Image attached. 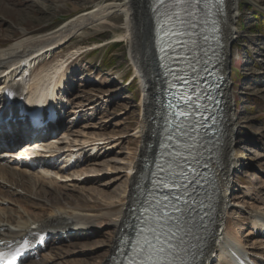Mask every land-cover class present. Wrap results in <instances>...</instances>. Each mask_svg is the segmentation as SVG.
Segmentation results:
<instances>
[{
  "label": "rangeland",
  "instance_id": "1",
  "mask_svg": "<svg viewBox=\"0 0 264 264\" xmlns=\"http://www.w3.org/2000/svg\"><path fill=\"white\" fill-rule=\"evenodd\" d=\"M56 1L0 0V48H7L25 30L32 34L52 30L77 12L93 6V3ZM114 16L120 18L88 24L58 43L49 51L48 59L37 67L40 70L58 60L68 61L63 84L57 88L66 117L40 143L46 145L35 144L33 150L44 149L47 158L56 157L62 165L71 168L72 179L63 178L65 181L57 185H70L69 192L74 197L84 196L81 203L87 201L95 212L106 210L108 204L117 209L121 206L125 191L131 188L128 178L133 172L131 168L141 160L139 155L144 145L138 132L143 113V85L129 55L127 40L116 37L115 29L124 28L126 17L121 12ZM236 26L237 36L230 45L226 76L234 99L230 110L233 109L239 123L236 149L240 161L226 180V183L231 180L230 205L224 222L231 236L241 239L257 259L264 261V231L257 229L253 221L255 213L264 212V0H239ZM75 50L81 55L71 62ZM24 136L22 141L31 138ZM89 234L82 236L77 232L72 238L63 236V241L57 244L52 237V247H60L65 264H104L112 253L107 252L110 235L115 234L106 221ZM116 239L117 236L115 242ZM66 250L72 252L65 253ZM217 255L219 252L211 264H220Z\"/></svg>",
  "mask_w": 264,
  "mask_h": 264
},
{
  "label": "bare ground",
  "instance_id": "2",
  "mask_svg": "<svg viewBox=\"0 0 264 264\" xmlns=\"http://www.w3.org/2000/svg\"><path fill=\"white\" fill-rule=\"evenodd\" d=\"M57 1L60 4H64L68 1L83 4L93 3V6L89 9L77 12L52 30L37 34H32L30 31L25 30L22 32V35L12 41L7 48H0V85L2 86L9 83L13 86H20L23 82L28 80L26 84L31 92L40 93L42 100H46L47 97L51 96L52 102L56 101L58 94L57 88L60 84H63V72L66 70L68 61L62 60V62H60V60H58L57 63L52 64L50 67L41 68L40 70H37V67L40 66L43 60L45 61L48 59L49 51L54 49L58 43L67 40L68 37L78 30L83 29L88 24L92 26L107 21L114 22V20L120 18V16H114V14L121 12V15L126 18L124 28L115 29L116 37L119 40H127L130 47L129 55L132 62H134L136 67L135 70L138 72L144 91L142 98V121L138 126V132L142 136L141 138L144 144H142L143 148L139 155L141 160L131 168L133 169V174L128 176L131 188L129 186V190L125 191V197L122 199L123 202L121 206L117 209L115 206L108 204L109 208L101 212H95L93 210L94 206L89 205L87 201L85 204L81 203L82 201L80 200L84 199V196L74 197L69 192V190H71L69 187L70 185L67 186L65 184L64 187L57 185V182L60 180L55 177V174H58L62 179H72V169L62 165L59 159L48 158L40 160V162L45 164L43 167H51L56 171V173L49 174V177H45L40 173H36L35 176L29 174L28 172L32 173L34 171L31 166L32 164L27 163L29 167H24L23 162L21 163L22 165L18 163L20 166H23L24 171H21L13 162L11 163L8 161V166L6 168H0V241L2 242L22 238L28 232L30 226L34 224L42 229L39 236L46 237L51 235V237H55L56 244L63 241V236L65 238H72L77 232L82 236H89V232H93L96 225H101L105 221L106 224L111 226L115 236L118 237L130 214L134 188L137 183L138 175L143 168L144 155L149 150V139L152 129V124L149 120H151L155 111L156 104L154 93L159 84L157 76V70L159 71L157 66L159 65H157L158 61L154 49L155 46L153 44L155 30L152 13L149 7L151 3L150 0ZM75 6V8H77V4H75ZM225 8L226 15L223 20V55L225 58L224 72L226 74L228 61L231 55L230 45L232 40L237 36L236 25L239 0H225ZM80 55L79 50L73 51L70 56L71 62ZM20 70L22 71V77L16 79L17 76H20L18 74V72H21ZM227 83L228 82L225 83L224 90L227 93V106L231 109L234 104V99L231 98L232 95L230 94V88ZM238 124L236 115L233 114L232 110H229L222 151L223 170L227 180L231 178L232 173L235 171L240 161V156L236 149V129L238 128ZM12 126L14 127V125ZM18 132L19 134L17 135L19 136H24V133H28L26 135L31 137L26 140V144H23L21 140L18 141V143H22L19 149L21 151H28L26 148L31 149V146H34V144L41 145L40 143L46 139L41 135L34 138L32 134H29L30 131L27 132L22 126L18 128ZM13 138L17 137L5 136L4 141L5 139L9 141ZM0 140H2V138ZM51 144L47 146H51ZM6 148L7 150L12 148V151H18L15 149V145ZM12 151H6L4 154H13L14 152ZM27 153L37 154L38 152L34 151L33 153ZM77 173L79 174L78 171ZM226 184V189L224 190V195L220 202V210L224 213H227L230 205L229 195H227L229 182ZM5 201H8L6 205H4ZM254 217V226L264 231V212L260 214L255 213ZM94 232L97 233V230ZM115 236L110 235V245L107 248L108 253L114 251L116 246L115 243L117 242L114 241ZM231 241L237 245L242 246L243 244L241 239L231 235L226 237L225 241L219 243L215 238L208 247V264H211V260L216 257L218 252L220 254L217 255L218 258L221 256L219 261L220 264H230L228 258L226 261L225 256L222 254V251L226 252L222 247L226 246L233 248L234 244ZM69 252H72V250H66L65 253ZM37 253L41 255L40 260H30L25 264H50L58 259V257V261H54L53 264L64 263L63 260H61L64 258L62 257L63 254H61V249L57 245L52 247V244L49 243L46 248L37 249ZM107 262L105 261L104 264H107Z\"/></svg>",
  "mask_w": 264,
  "mask_h": 264
},
{
  "label": "snow or ice",
  "instance_id": "3",
  "mask_svg": "<svg viewBox=\"0 0 264 264\" xmlns=\"http://www.w3.org/2000/svg\"><path fill=\"white\" fill-rule=\"evenodd\" d=\"M223 2L224 0H151L150 10L159 18L157 23L161 25L157 29V40L161 45L160 51H165V37L190 34L180 29H194L196 27L194 21L197 19L198 13H203L205 22H207L206 18L212 15L213 7ZM212 24L215 31L216 21H212ZM166 25H172V27L166 28ZM174 115L187 117L189 113L180 111ZM178 127L183 128V125ZM167 139L172 140L173 136L169 135ZM161 147L166 148L167 145L163 144ZM187 147L192 146L187 145ZM177 156L182 157V154L177 153ZM176 167L181 168L179 164H176ZM157 169L160 173L168 171L171 174L174 171L173 161L157 164ZM152 175L157 176L155 183L160 187L171 191V187L176 186L174 179L170 187L167 179L158 176L157 173ZM179 175H185L183 168H181ZM183 187L185 193L182 195H186L187 185H183ZM181 199V195L172 198L163 195L160 199L154 198L152 201H147L149 207L144 209L143 226L137 229L135 240L130 242L129 251L124 253V264H189L186 259L190 254L189 249L184 246V238L178 235L179 232L184 231L181 221L185 209L179 207ZM184 204L187 206L188 202L185 200ZM149 210H151V215H148ZM176 213H181V215L176 216ZM190 232L191 229H188L185 234H190ZM0 243L4 242L0 241ZM17 244L18 247L14 251L0 250V264H16L17 259L29 247L27 240L17 242ZM5 246L10 247L9 245Z\"/></svg>",
  "mask_w": 264,
  "mask_h": 264
}]
</instances>
